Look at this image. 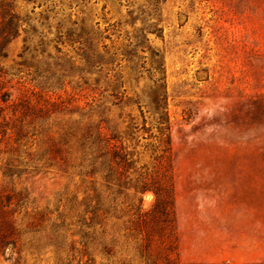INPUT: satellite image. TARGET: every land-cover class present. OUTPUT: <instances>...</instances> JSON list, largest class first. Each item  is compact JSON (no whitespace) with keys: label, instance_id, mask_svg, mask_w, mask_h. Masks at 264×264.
<instances>
[{"label":"rangeland","instance_id":"374dc122","mask_svg":"<svg viewBox=\"0 0 264 264\" xmlns=\"http://www.w3.org/2000/svg\"><path fill=\"white\" fill-rule=\"evenodd\" d=\"M133 1L15 0L39 43L31 76L37 90L64 99V51L76 55L74 41L96 38L99 24L102 30L120 19L131 21ZM158 9L162 31L149 37L164 59L175 176L167 261L264 264V0H161ZM28 33L8 46L5 65L11 72ZM130 67L144 73L132 85L147 103L151 66L135 61ZM16 76H9L12 83ZM15 183L29 193L31 206L54 215L74 219L83 207L86 184L79 174L56 168L21 172ZM120 200L149 210L155 194L130 193ZM72 230L35 235L29 251L36 256L23 264H77L66 259L81 247L73 244L81 238ZM133 259L161 260L149 254Z\"/></svg>","mask_w":264,"mask_h":264},{"label":"trees","instance_id":"16d2710c","mask_svg":"<svg viewBox=\"0 0 264 264\" xmlns=\"http://www.w3.org/2000/svg\"><path fill=\"white\" fill-rule=\"evenodd\" d=\"M160 1L134 0L127 11L131 21L120 19L102 30L97 23L96 38L74 41L76 55L64 51L63 99L31 83L39 43L15 0H0V261L23 264L36 256L29 243L38 233L78 228L71 235L81 239L72 242L81 247L66 256L68 262L171 264L174 151L164 59L149 37L162 31ZM21 32L28 36L11 72L5 65L8 46ZM135 61L151 66L144 104L132 85L144 74L132 70ZM11 75H17L15 83ZM52 168L79 174L86 184L74 219L31 206L29 193L15 183L21 172ZM149 191L155 194L149 210L120 200ZM144 254L161 260L133 259Z\"/></svg>","mask_w":264,"mask_h":264}]
</instances>
